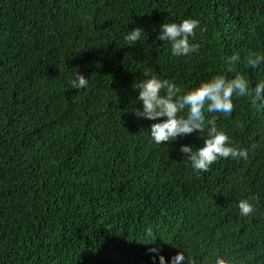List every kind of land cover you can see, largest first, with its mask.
Instances as JSON below:
<instances>
[{"label": "trees", "instance_id": "1", "mask_svg": "<svg viewBox=\"0 0 264 264\" xmlns=\"http://www.w3.org/2000/svg\"><path fill=\"white\" fill-rule=\"evenodd\" d=\"M183 18L200 22L199 48L174 57L155 37ZM249 52L264 54V0H0V264H154L152 249L264 264V111L236 98L206 114L248 151L206 172L179 151L206 131L157 145L133 111L145 70L187 89L230 76L235 54L251 86L264 65L247 69Z\"/></svg>", "mask_w": 264, "mask_h": 264}, {"label": "clouds", "instance_id": "2", "mask_svg": "<svg viewBox=\"0 0 264 264\" xmlns=\"http://www.w3.org/2000/svg\"><path fill=\"white\" fill-rule=\"evenodd\" d=\"M200 22L194 18H183L177 22L162 23L155 39L166 43L170 48V55L183 57L198 51L199 45L190 42ZM141 28L134 27L123 34L127 45H133L141 37ZM199 30L203 31L202 28ZM227 65L224 74H213L201 79L195 86L181 89L169 79H161L148 70L143 72V78L132 84L138 90L135 102L139 107L134 114L153 121L149 135L153 143L176 140L180 136L206 131L202 138L203 144L195 149L189 144H182L179 151L187 154V160L194 171L206 172L210 165L219 158L248 159V151L238 148L230 140L225 131L217 127L213 113L227 115L232 112L236 98H247L256 111H264V78L257 79L250 86V82L239 71L241 57L232 55L225 60ZM247 69L257 70L264 65V54L249 52L244 58ZM71 88L76 90L85 88L87 79L79 72L73 73L69 81ZM239 215L246 217L255 212L254 204L247 198L237 201ZM154 264H180L185 259L182 252H176L167 258L157 249H152ZM202 264H233L223 256L216 255L214 259H204Z\"/></svg>", "mask_w": 264, "mask_h": 264}, {"label": "bare ground", "instance_id": "3", "mask_svg": "<svg viewBox=\"0 0 264 264\" xmlns=\"http://www.w3.org/2000/svg\"><path fill=\"white\" fill-rule=\"evenodd\" d=\"M129 147V146H128ZM142 151V150H141ZM125 153V152H124Z\"/></svg>", "mask_w": 264, "mask_h": 264}]
</instances>
